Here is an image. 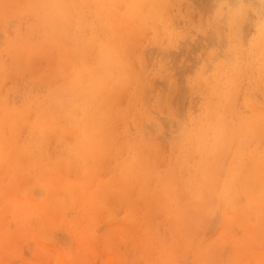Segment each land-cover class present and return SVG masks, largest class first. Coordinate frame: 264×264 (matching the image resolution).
<instances>
[{"label":"rangeland","instance_id":"374dc122","mask_svg":"<svg viewBox=\"0 0 264 264\" xmlns=\"http://www.w3.org/2000/svg\"><path fill=\"white\" fill-rule=\"evenodd\" d=\"M199 1L0 0V264H264V14Z\"/></svg>","mask_w":264,"mask_h":264},{"label":"bare ground","instance_id":"6f19581e","mask_svg":"<svg viewBox=\"0 0 264 264\" xmlns=\"http://www.w3.org/2000/svg\"><path fill=\"white\" fill-rule=\"evenodd\" d=\"M164 1V2H163ZM166 1V2H165ZM199 1V0H198ZM203 1H204V3H203ZM151 2H152V5H151ZM200 2V4H201V6H202V4H206V3H209L210 5L211 4H213L214 2H215V4L217 3V0H202V1H199ZM198 2V3H199ZM219 2V1H218ZM165 4V3H167V0H130V7L128 8V11H129V13L128 14H131L132 16H134V15H137V14H140V13H146V14H149V15H151V13L152 12H154V11H156V6H158L157 7V12L158 13H156V15H158L159 14V12L162 10V7L164 8V6L162 5V4ZM208 4V5H209ZM104 4H102V5H100L101 7L100 8H104L105 9V7H102ZM166 5V4H165ZM203 5V6H204ZM207 5V4H206ZM205 5V6H206ZM214 5V4H213ZM104 6H106V5H104ZM200 6V7H201ZM204 6V7H205ZM212 6V5H211ZM232 7H231V13L233 14V15H238L239 17L240 16H244V15H246V14H249L250 12H249V9L250 8H252V10L255 12V11H257V12H255L256 14H264V0H234L233 1V4L231 5ZM107 7V6H106ZM110 7V6H109ZM166 8L167 7H169V4L167 5V6H165ZM207 7V6H206ZM210 7V6H209ZM108 8V7H107ZM161 10H160V9ZM165 8V9H166ZM111 9V8H110ZM106 10H108V9H106ZM160 10V11H159ZM164 10V9H163ZM112 11V10H111ZM165 11H167V9L165 10ZM104 12H106L105 10H104ZM104 12H102V14L104 13ZM109 12H110V10H108L107 11V15H109ZM113 13H114V10L112 11ZM111 12V13H112ZM163 11H161V13H162ZM110 13V14H111ZM105 14V13H104ZM164 14V16H165V13H163ZM106 15V14H105ZM114 15H115V13H114ZM111 16V18H113V17H115V16ZM117 16H118V14H116ZM142 16V15H141ZM155 16V15H154ZM151 17H152V15H151ZM159 17L161 18L162 17V14H159ZM149 18V17H148ZM45 19H48V17H46ZM118 19V18H117ZM120 19V18H119ZM121 19H122V17H121ZM153 19L155 20L156 18H154L153 17ZM165 18H163V20H164ZM116 20V19H115ZM122 21L123 20H121L120 21V23H122ZM124 22H125V20H124ZM128 22V21H127ZM165 24V23H164ZM130 25V24H129ZM131 26H133V24L131 25ZM170 26V25H169ZM134 27V26H133ZM170 27H172V26H170ZM131 28V27H130ZM129 29V28H128ZM127 29V30H128ZM218 33L219 32H217V33H214V34H209L205 39H204V41H203V43H206V42H208L207 44H209V45H211V43H213L215 40H214V38H216V36L218 35ZM216 34V36H214ZM219 37H220V35H218ZM217 36V37H218ZM214 37V38H213ZM262 37H264L263 35H262ZM220 39H221V37H220ZM263 41V42H262ZM262 41H260V42H262V44H263V46H264V39L262 40ZM119 42L121 43V41L119 40ZM219 45H220V41H216ZM217 43H214V44H212V45H215V44H217ZM118 45V44H117ZM261 45V44H260ZM116 48V50H117V47H115ZM123 48V47H122ZM262 48H264V47H262ZM120 50H121V48H119ZM187 50V49H186ZM15 52V51H14ZM120 52V51H119ZM184 52H181L179 55L181 56L182 54H183ZM106 54H108V56H106L105 58H104V61H105V64H108V63H110L109 65L110 66H113L114 67V65H116V62H117V60L116 59H114V55H116L115 54V50L114 49H112V50H109V51H107L106 52ZM124 55H125V53H123ZM19 56V55H18ZM123 56V55H122ZM121 55L119 56V57H121V58H123ZM183 56V55H182ZM170 58V57H169ZM171 58H172V60L173 61H176V59H177V56H175V55H173V56H171ZM124 59V58H123ZM109 65H108V68H109ZM127 65V64H126ZM125 68V67H124ZM118 69H119V67H118ZM120 70H123V72H125V70L122 68V69H120ZM123 80H125V79H123ZM127 80V79H126ZM136 81H137V79H135ZM127 81H129V80H127ZM135 81V82H136ZM97 111H98V109H97ZM98 112H96V113H94L93 112V114H91V111H90V113H86V119H85V123L82 125V130L84 131V132H82V134L83 133H87L88 132V129L89 130H91L90 129V127H93V128H95L94 126H92L91 125V123H94L95 124V122H97L98 123V121H97V119L95 118V117H93V115L95 114V116H96V114H97ZM98 115V114H97ZM93 117V118H92ZM220 119H221V117H219ZM236 118H238V117H236L235 116V119ZM232 119V118H231ZM234 119V118H233ZM232 119V120H233ZM234 122H236L235 120H233ZM237 121H238V119H237ZM223 122H227V121H223ZM239 122H240V120H239ZM229 123V122H228ZM220 124V123H219ZM219 126L221 127V125H218V128H219ZM229 126V125H228ZM230 126H231V121H230ZM233 126V125H232ZM235 126H236V124H235ZM238 126V125H237ZM236 126V127H237ZM241 126H242V123H241ZM248 126V125H247ZM246 126V127H247ZM253 126V125H252ZM245 127V128H246ZM234 128V127H233ZM242 128H244L243 126H242ZM225 129V128H224ZM223 129V130H224ZM230 129H232V128H230ZM235 129V128H234ZM241 130V129H240ZM243 130V129H242ZM226 131H227V127H226ZM229 132H231L230 130H228ZM235 131V130H234ZM238 131V130H237ZM217 135H219V134H221V131H220V128H219V130H217ZM239 132V131H238ZM237 132V133H238ZM226 133V132H225ZM236 133V134H237ZM243 133L244 132H241V134L243 135ZM232 134V133H231ZM247 134V133H246ZM225 135H228L229 136V133L228 134H225ZM233 135V134H232ZM89 136V138H90V140L92 141L94 138H95V136L94 135H88ZM222 136V135H221ZM238 136V135H237ZM245 136V135H244ZM230 138V137H229ZM237 138H239V137H237ZM231 139L233 140V136H231ZM241 139V138H240ZM243 139V138H242ZM245 139V138H244ZM220 140V139H219ZM238 140V139H237ZM240 141V140H239ZM84 141L83 142H77V146H79V148H80V150H82V148L84 147ZM134 166H135V164H134ZM133 166V167H134ZM134 172V171H133ZM230 173H232L231 172V170H230ZM140 179V178H139ZM119 183V182H118Z\"/></svg>","mask_w":264,"mask_h":264}]
</instances>
